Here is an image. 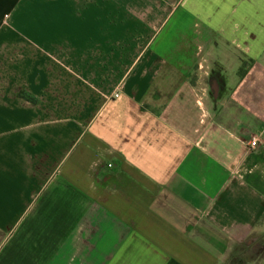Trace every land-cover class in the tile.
<instances>
[{"label":"crops","instance_id":"0c3cea01","mask_svg":"<svg viewBox=\"0 0 264 264\" xmlns=\"http://www.w3.org/2000/svg\"><path fill=\"white\" fill-rule=\"evenodd\" d=\"M262 134L264 0H0V264H264Z\"/></svg>","mask_w":264,"mask_h":264},{"label":"rangeland","instance_id":"374dc122","mask_svg":"<svg viewBox=\"0 0 264 264\" xmlns=\"http://www.w3.org/2000/svg\"><path fill=\"white\" fill-rule=\"evenodd\" d=\"M169 31H166V33ZM211 45H210V53L212 54V58L209 59H216V60H232L237 55L238 50L237 48L230 44L224 37L219 35V33H213L211 37ZM138 53L133 52L132 57L134 58ZM264 229V222L261 223L259 230L261 231ZM264 253V237L258 241L254 242V244L249 245L248 247V255L253 256L254 258L261 259Z\"/></svg>","mask_w":264,"mask_h":264},{"label":"trees","instance_id":"16d2710c","mask_svg":"<svg viewBox=\"0 0 264 264\" xmlns=\"http://www.w3.org/2000/svg\"><path fill=\"white\" fill-rule=\"evenodd\" d=\"M19 95L29 101V102H32V103H36L37 102V98L35 96H33L32 94H30L29 92L25 91V90H21Z\"/></svg>","mask_w":264,"mask_h":264},{"label":"built area","instance_id":"2783aa9c","mask_svg":"<svg viewBox=\"0 0 264 264\" xmlns=\"http://www.w3.org/2000/svg\"><path fill=\"white\" fill-rule=\"evenodd\" d=\"M116 96H119V95L116 94ZM262 137L264 138V134H262ZM259 143H260V138H259L258 136H254V137L251 139L250 143H249V148H250L251 150H253V149H255V148L258 147Z\"/></svg>","mask_w":264,"mask_h":264}]
</instances>
